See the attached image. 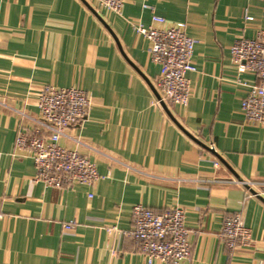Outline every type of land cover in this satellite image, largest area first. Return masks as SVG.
I'll return each mask as SVG.
<instances>
[{
  "label": "crops",
  "instance_id": "obj_1",
  "mask_svg": "<svg viewBox=\"0 0 264 264\" xmlns=\"http://www.w3.org/2000/svg\"><path fill=\"white\" fill-rule=\"evenodd\" d=\"M86 1L92 9L84 0H0V264H147L124 235L137 204L185 209L191 254L177 264H264V188L252 186L255 195L244 184L264 181V128L241 111L257 78L231 57L236 39L264 31V0H124L120 13ZM154 14L186 23L198 41L186 107L164 108L152 89L160 66L135 27ZM48 85L91 99L88 119L60 144L96 164L92 187H47L15 149ZM236 213L252 243L232 251L221 232Z\"/></svg>",
  "mask_w": 264,
  "mask_h": 264
},
{
  "label": "built area",
  "instance_id": "obj_2",
  "mask_svg": "<svg viewBox=\"0 0 264 264\" xmlns=\"http://www.w3.org/2000/svg\"><path fill=\"white\" fill-rule=\"evenodd\" d=\"M92 1L115 13H120L124 5V0ZM135 31L148 39L151 59L160 66L155 89L161 100L186 107L191 96L187 75L197 70L193 62L197 39L188 35L186 23L169 24L156 14L152 17V25L138 23ZM231 57L239 73L251 72L257 78V83L249 86L242 100L241 111L247 123L264 128V31L254 38L236 39ZM91 105L90 97L81 88L43 87L38 98V116L32 118L31 127H21L15 141V149L33 159L36 181L55 188L92 187L101 178L96 164L86 154L60 144L70 130L88 119ZM72 139L82 144L78 137ZM249 185L262 189L264 181ZM132 215L133 227L124 235L138 243L147 264L154 261L177 264L190 257V231L184 208L165 207L157 213L137 204L132 208ZM64 227L74 229L75 222L65 223ZM106 229L111 233L118 227L114 224ZM221 238L232 251L252 243L251 230L240 213L224 219Z\"/></svg>",
  "mask_w": 264,
  "mask_h": 264
},
{
  "label": "water",
  "instance_id": "obj_3",
  "mask_svg": "<svg viewBox=\"0 0 264 264\" xmlns=\"http://www.w3.org/2000/svg\"><path fill=\"white\" fill-rule=\"evenodd\" d=\"M84 1H85V3L88 4V2H87L86 0H84ZM88 5H89V4H88ZM89 7L92 9V7H91L90 5H89ZM149 84H151V83H149ZM150 86L152 87V84H151ZM152 89H153V91H154V93H155L157 99L160 101L161 105H162L164 108L167 109V106H166L165 102H164L163 100H161V97H160L159 93L156 91V89H155L154 87H152ZM211 150H213V148H212ZM245 187H246V188H247L252 194L258 195V193H257L254 189H252V187H251L249 184L245 183Z\"/></svg>",
  "mask_w": 264,
  "mask_h": 264
}]
</instances>
